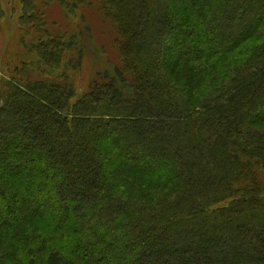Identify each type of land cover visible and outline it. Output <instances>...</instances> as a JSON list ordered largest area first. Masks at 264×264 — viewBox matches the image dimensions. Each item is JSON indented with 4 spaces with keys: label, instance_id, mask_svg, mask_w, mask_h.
<instances>
[{
    "label": "trees",
    "instance_id": "1",
    "mask_svg": "<svg viewBox=\"0 0 264 264\" xmlns=\"http://www.w3.org/2000/svg\"><path fill=\"white\" fill-rule=\"evenodd\" d=\"M52 1L0 79V264H264V0H71L117 52L82 93Z\"/></svg>",
    "mask_w": 264,
    "mask_h": 264
},
{
    "label": "rangeland",
    "instance_id": "2",
    "mask_svg": "<svg viewBox=\"0 0 264 264\" xmlns=\"http://www.w3.org/2000/svg\"><path fill=\"white\" fill-rule=\"evenodd\" d=\"M71 0H53L44 13L47 28L52 31L61 32L71 29L73 32H80L79 36L85 43L82 64L79 71L74 74L77 91L82 93L91 85V81L97 72L108 66L109 59L114 63L117 57L114 41L107 38L106 26L96 6H89V3L75 7ZM3 15L0 18V79L8 78L9 71H12L17 63V55L23 51L21 46L23 40L29 41L19 24V16L22 14V0H0ZM70 11H76L71 15ZM86 15L91 23L93 36L86 33L87 24L79 22L80 16ZM78 22V23H77ZM107 25V24H106ZM258 38H253L249 45L256 44Z\"/></svg>",
    "mask_w": 264,
    "mask_h": 264
}]
</instances>
